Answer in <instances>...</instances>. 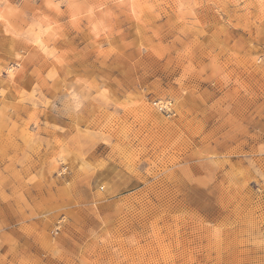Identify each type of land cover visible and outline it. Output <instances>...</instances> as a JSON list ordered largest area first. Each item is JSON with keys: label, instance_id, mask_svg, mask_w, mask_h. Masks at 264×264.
Wrapping results in <instances>:
<instances>
[{"label": "rangeland", "instance_id": "rangeland-1", "mask_svg": "<svg viewBox=\"0 0 264 264\" xmlns=\"http://www.w3.org/2000/svg\"><path fill=\"white\" fill-rule=\"evenodd\" d=\"M0 264H264V0H0Z\"/></svg>", "mask_w": 264, "mask_h": 264}, {"label": "bare ground", "instance_id": "bare-ground-1", "mask_svg": "<svg viewBox=\"0 0 264 264\" xmlns=\"http://www.w3.org/2000/svg\"><path fill=\"white\" fill-rule=\"evenodd\" d=\"M13 74H14V70L11 69V70H10V75H9V76L11 77ZM14 75H15V74H14Z\"/></svg>", "mask_w": 264, "mask_h": 264}, {"label": "snow or ice", "instance_id": "snow-or-ice-1", "mask_svg": "<svg viewBox=\"0 0 264 264\" xmlns=\"http://www.w3.org/2000/svg\"><path fill=\"white\" fill-rule=\"evenodd\" d=\"M50 7L52 6V5H49Z\"/></svg>", "mask_w": 264, "mask_h": 264}]
</instances>
